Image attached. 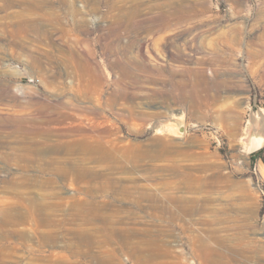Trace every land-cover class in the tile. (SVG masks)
<instances>
[{
    "label": "rangeland",
    "instance_id": "rangeland-1",
    "mask_svg": "<svg viewBox=\"0 0 264 264\" xmlns=\"http://www.w3.org/2000/svg\"><path fill=\"white\" fill-rule=\"evenodd\" d=\"M252 131L264 0H0V264H264Z\"/></svg>",
    "mask_w": 264,
    "mask_h": 264
},
{
    "label": "water",
    "instance_id": "water-1",
    "mask_svg": "<svg viewBox=\"0 0 264 264\" xmlns=\"http://www.w3.org/2000/svg\"><path fill=\"white\" fill-rule=\"evenodd\" d=\"M185 120H178L175 123L177 124L176 132L178 135H183L185 132ZM264 146V133L263 131H252L249 140H248V152L252 153L259 148Z\"/></svg>",
    "mask_w": 264,
    "mask_h": 264
},
{
    "label": "bare ground",
    "instance_id": "bare-ground-1",
    "mask_svg": "<svg viewBox=\"0 0 264 264\" xmlns=\"http://www.w3.org/2000/svg\"><path fill=\"white\" fill-rule=\"evenodd\" d=\"M173 19V18H172ZM176 21V20H175ZM193 101V100H192ZM87 111V110H86ZM87 115V114H86ZM94 123V122H93ZM97 123V122H96ZM49 127H51V126H49ZM172 133L173 134H175V136H177L178 134H177V132H176V128H177V126L175 125V124H173L172 126ZM171 129V128H170ZM20 130V129H19ZM32 131V130H31ZM19 132V131H18ZM28 132H29V130H28ZM37 137V136H36ZM31 140V139H30ZM63 140V139H62ZM18 148V147H17ZM91 148V147H90ZM92 148H94V147H92ZM97 148V147H96ZM95 148V149H96ZM85 149V148H84ZM18 150V149H17ZM64 150V149H63ZM94 151V150H93ZM97 151H98V149H97ZM96 151V152H97ZM95 152V153H96ZM98 155V154H97ZM99 156V155H98ZM67 157V156H66ZM29 159V158H28ZM61 160V159H60ZM193 199V198H192ZM210 199V198H209ZM171 200L173 201V203H175V204H180V206L181 207H184L186 204H189V205H191V206H185V208H183L184 210H187V211H189V210H193V209H195V206H194V202L192 201V202H190V203H187V202H182L181 201V199L180 198H171ZM4 202V201H3ZM210 202V201H209ZM42 205V204H41ZM2 207V206H1ZM188 207H190L189 209H187ZM5 209V208H4ZM8 210V209H7ZM7 210H5L3 213H6V212H8ZM13 211V210H12ZM1 212V211H0ZM25 217V216H24Z\"/></svg>",
    "mask_w": 264,
    "mask_h": 264
}]
</instances>
